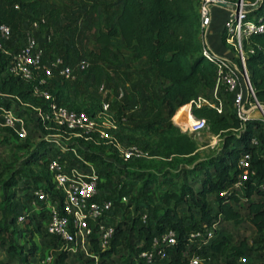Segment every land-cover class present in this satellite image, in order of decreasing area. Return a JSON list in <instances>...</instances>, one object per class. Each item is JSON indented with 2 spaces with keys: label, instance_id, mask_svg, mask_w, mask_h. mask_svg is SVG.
<instances>
[{
  "label": "trees",
  "instance_id": "obj_1",
  "mask_svg": "<svg viewBox=\"0 0 264 264\" xmlns=\"http://www.w3.org/2000/svg\"><path fill=\"white\" fill-rule=\"evenodd\" d=\"M197 1L120 0L121 7L116 23L106 30L99 29L97 35L100 48L95 56L100 61H108L112 51L111 39L113 36H119L125 47L132 50L138 57H145L155 69L157 77L166 81L161 89V102L166 109V117L168 118L176 114V109L189 105L188 102L196 99L197 96H201L203 89H210L215 86L216 66L202 53ZM256 12L263 15L264 19V0L258 4ZM249 39L255 50L246 56V67L255 98L264 106V30L252 33ZM0 61V68L8 61L7 56L4 57L2 52H0ZM93 67H95V79L98 81L101 72L100 63L96 62ZM82 71L84 72L86 69L83 68ZM54 82L50 91L55 95L59 104L77 110H85L91 115L100 110L101 101L94 96L86 94L79 103L71 102L67 80L59 78ZM21 83H23L22 87H20ZM1 87L5 92L18 95L23 101L31 103L36 101V98L31 95V84L25 83L10 73L8 77L3 79ZM249 100H253V97L249 96ZM9 103L10 101L7 102V104ZM123 111L121 106L113 114L117 127L112 131L116 137L140 143L146 149L154 147L166 149L169 154L186 157L187 161L193 163L192 167L184 168L186 172L190 173V176L197 171L200 174L192 182L184 183L180 190L174 186L158 190V195L155 198L160 200V204L155 205V211L162 209L160 217L155 219L154 226L143 223L138 225V229L145 233V239L150 237L152 231L159 233L167 228H174L177 231L176 243L165 246L167 255L152 263L136 260L134 256H130L124 264H185L194 251L202 254L200 250H197L196 244L188 239V233L191 229H197L203 225L212 226L219 219L240 223L242 221L240 205L243 204L241 197L245 199L247 212L255 228L258 231L264 230V189L259 185L264 182V118L247 117L242 120L235 109L229 113H224L223 111L218 112L216 108L207 104L193 105V115L204 117L213 133L223 135L217 155L199 159L196 154L197 143L195 139L188 132L180 131L173 122L168 121L164 124L165 117H158L150 122L135 123L129 128V132H124L121 130L122 127L124 128L122 123ZM33 122L35 125L30 129L28 127V136L38 130H40L41 136L45 133L55 132V128L51 124L46 127L41 122ZM5 128L10 130L8 127ZM252 137L257 139V144L251 142ZM53 146L52 140L41 139L31 152L28 161L39 160L42 155L49 153L50 150L54 152ZM245 152L251 155V163L256 170L258 179L257 183L254 184L248 180L241 189L231 188L229 194H221L220 191L229 186L236 178L239 172L236 165L237 159ZM87 154L98 164L96 159L104 162V168L113 162V160L105 158L101 152L91 151ZM41 177L45 182L42 185L49 186L46 168ZM194 181H197L198 185ZM17 182L18 179L12 175L6 184H8L7 186H14ZM172 184L174 185L173 181ZM124 185L125 183L120 187L119 193H124L122 192ZM150 187L151 181L146 178L137 199L145 196L148 201H154L155 198L153 199L152 194L148 191ZM34 190L30 193L32 197L36 196ZM241 190L242 194L240 195ZM13 193L11 192L9 196L12 197ZM211 196L216 201L215 212L211 211L208 201V197ZM178 209H181V213L178 212ZM195 209L197 213H194ZM184 214L191 218L190 222H186L183 218ZM43 216L44 212H42V218ZM24 221L26 225L32 221L30 212H24ZM9 222L14 223V217L10 218ZM199 223H201L200 226H198ZM30 229L31 233L41 232L43 236L46 235L39 222H35ZM4 231L5 223L0 218V242L2 244L8 242V251L17 250ZM133 232V226L129 229L125 218L118 221L108 248L100 250L96 244L93 245V249L99 254L96 264H105V260L117 250V247L125 239L133 236ZM217 233L218 231L215 229L217 238L215 239V236L210 241L208 244L209 251L204 254L205 256L213 255L225 245L226 236ZM36 249L37 245L33 242L26 255H34ZM21 252L20 248L18 253L21 254ZM255 252L256 248L251 246L245 237H242L230 247V251L225 255L224 263L238 264L237 261L241 257H245V259H249L248 264H264V254L262 252L255 254ZM68 255L66 251L58 252L55 255V263L65 264ZM114 260L111 257L107 264H113ZM5 263L7 262L0 260V264ZM87 263L95 264L94 257L88 256Z\"/></svg>",
  "mask_w": 264,
  "mask_h": 264
},
{
  "label": "rangeland",
  "instance_id": "obj_2",
  "mask_svg": "<svg viewBox=\"0 0 264 264\" xmlns=\"http://www.w3.org/2000/svg\"><path fill=\"white\" fill-rule=\"evenodd\" d=\"M16 3L19 5L18 7L15 6ZM120 7V0H0V20L6 21L11 26L12 40L7 42L10 49L23 44L30 36H35L44 46L46 57L59 55L65 62L73 66L74 76L66 79L71 102L79 103L86 94H89L101 102H108L110 114H114L122 106L124 128L122 127L121 130L124 132H129V128L135 123L150 122L158 117H165L164 124L171 121L177 125L180 131L188 132L195 139L196 154L199 159L217 155L222 142V134L213 133L208 125L197 132H190L189 129L184 130L180 120L184 107L176 109L175 115L166 117V109L161 102V89L166 81L157 77L155 69L145 57H138L132 50L125 47L119 36H113L111 39L112 51L108 61H100L95 56L100 48L97 41L99 29L106 30L116 23ZM215 7L218 8V12L213 13L210 31L217 35L220 50L227 53L218 55L232 58L236 52L231 45L224 42L221 33L227 19V9L224 6ZM206 41L208 42L207 34ZM4 57H6L5 54ZM82 60H84V69H86L84 72L82 71L83 67L79 65ZM96 62L100 63L101 70L98 81L95 79V67H93ZM8 76L7 63H5L0 68V82ZM22 86L23 83L20 84V87ZM244 88L246 93L245 82ZM216 94L221 98L224 113L235 109L224 84H219ZM201 96L216 101L214 87L203 89ZM14 100H10L11 107L17 110L23 106L29 119L31 108L22 104L18 107L19 103ZM187 107V114L194 116L189 109L190 106L187 105ZM248 113L249 117L264 118L260 107H252ZM33 125L35 123L29 119V129ZM41 139L40 130L20 139L0 124V218L5 223L4 233L17 249L8 251V242L4 244L0 242V260L6 261L5 264H41V259L47 253L53 252L54 255L58 253L53 251V248L59 244L56 239L50 241L41 232L31 233L30 231L35 222L41 224L43 220L42 212L39 209L40 201L37 196L32 197L30 193L45 184L41 176L45 172L47 157L53 155V150H50L39 160L28 161L31 152ZM86 144L89 147L87 152H101L105 158L113 160L110 166L104 168V162L96 159L105 175L110 176L112 183L118 185L117 187L125 183L122 192L126 193L127 200L115 205L113 220L117 224L118 221L125 218L128 228L131 229L133 226V236L125 239L104 262L107 264L112 257L115 259L113 264H124L128 257L135 254L136 240L145 238V233L138 229V225L143 223L154 226L155 219L159 218L162 213V209L155 211V205L160 204V200L155 198L158 195V190L170 186L180 190L184 183L192 182L200 174L197 171L191 177L184 168L192 167L193 163L187 161L186 157L169 154L166 149L154 147L149 149L148 154L142 158L125 161L108 146L96 147L87 142ZM55 148L53 146V149ZM12 175L18 179V182L14 186H7L6 181ZM146 178L151 181L148 191L152 194L151 197L155 198L154 201H148L145 196L137 199ZM194 183L198 185L197 181ZM11 192H14L12 197L9 196ZM241 200L243 202L240 205L242 221L236 223L232 220L219 219L215 223L217 234H224L226 242L220 250L210 255L209 259H205L204 264H225L224 258L230 251V247L242 237H245L248 243L256 248L255 254H261L264 246V230L258 231L255 228L247 212L244 197H241ZM208 201L211 211L215 212V198L208 197ZM26 211L32 214V221L28 225L25 224V221L23 222L24 219L21 222L18 220L19 214ZM178 212L181 213V209H178ZM142 213L147 214L145 218L142 217ZM194 213H197L196 209ZM12 217L15 219L14 223L9 222ZM183 218L186 222H190L191 218L188 215L184 214ZM200 225L201 223L198 224V226ZM33 242L37 245V249L34 255L28 256L26 254ZM194 244L203 255L209 251L206 243L200 244V241H194ZM20 248L21 254L18 253ZM87 258L88 256L69 254L65 259V264H88ZM237 263L248 264L249 259L245 261L239 259ZM48 264H56L55 258Z\"/></svg>",
  "mask_w": 264,
  "mask_h": 264
},
{
  "label": "built area",
  "instance_id": "obj_3",
  "mask_svg": "<svg viewBox=\"0 0 264 264\" xmlns=\"http://www.w3.org/2000/svg\"><path fill=\"white\" fill-rule=\"evenodd\" d=\"M260 2L261 0L197 1L202 53L215 64L217 69L214 86L216 101L197 96L189 102L190 111L193 105L207 104L222 112V101L216 94L220 83L225 85L235 111L242 120L249 117V109L245 105L244 82L247 88L246 99L249 100V96H252L253 100H249L251 106L260 107L255 106L260 103L255 98L246 67V56L255 50L249 37L252 33L264 30L263 15L256 12ZM15 6L19 5L16 3ZM214 6H224L227 9V19L221 33L224 42L231 45L236 52L232 58H225L212 52L204 37L205 29L212 21ZM11 33L10 24L0 20V52L8 58L7 70L25 83L31 84V95L36 101L24 102L18 95L3 91L0 82V124L8 127L18 138H26L29 119L25 108L19 107L22 104L31 108L30 120L41 122L46 127L51 124L55 128V132L45 133L42 136V139L52 140L56 147L53 155H50L46 162L50 184L40 185L34 190L40 201V212H44L42 229L50 241L56 239L59 242L53 251H66L76 256H91L94 257L96 264L99 254L93 249V245L96 244L100 250L110 246L116 226L113 209L118 202H125L127 195L119 193L121 186L114 185L110 176H106L99 164L89 157L86 152L89 149L86 142L96 147L108 146L125 161L142 158L148 154L149 149L140 143L116 137L112 130L117 125L113 114L109 112L108 102L102 101L100 110L94 115L85 110L59 104L50 87L56 79L72 78L73 66L59 55L46 57L44 46L35 36H30L23 44L10 49L7 42L11 39ZM83 63L84 60L79 65L84 68ZM11 99L19 103L17 110L13 109L10 103L7 104ZM262 111L264 113V110ZM195 118L194 122L186 124L184 130L197 132L207 127L204 117L195 116ZM251 142L257 144L258 141L252 137ZM236 165L239 168L236 178L220 191L221 194H229L231 188L241 189L248 180L257 183L256 170L252 166L250 153L241 154ZM259 185L264 189V182ZM146 215L142 213L143 218ZM23 219L24 213L19 214L18 220L21 222ZM214 225H203L191 230L188 233L189 241L209 244L215 235ZM176 241L177 231L174 228H167L159 233L152 231L148 239L136 240V252L133 256L136 260L152 263L164 258L167 255L165 246ZM261 252L264 254V246ZM209 257L210 255L205 256L194 251L185 264H204V260ZM54 258L53 252L47 253L41 259V264H48ZM240 259L246 260L245 257Z\"/></svg>",
  "mask_w": 264,
  "mask_h": 264
},
{
  "label": "crops",
  "instance_id": "obj_4",
  "mask_svg": "<svg viewBox=\"0 0 264 264\" xmlns=\"http://www.w3.org/2000/svg\"><path fill=\"white\" fill-rule=\"evenodd\" d=\"M214 12H218V8H216L215 6L212 8V21H213V13ZM212 21L210 22L208 27L205 29L204 37L206 38V34H207V38H208V42L207 43H208V45H209V47H210L212 52H214L216 54H227L226 51L220 50V45H219V43L217 41V35H215L214 32L210 31V27L212 26ZM11 40L12 39H10L9 41H11ZM243 91H245L244 86H243ZM244 95H245V105L248 107V109L252 108L251 101L246 99L247 92ZM250 112H252V111H250Z\"/></svg>",
  "mask_w": 264,
  "mask_h": 264
},
{
  "label": "bare ground",
  "instance_id": "obj_5",
  "mask_svg": "<svg viewBox=\"0 0 264 264\" xmlns=\"http://www.w3.org/2000/svg\"><path fill=\"white\" fill-rule=\"evenodd\" d=\"M188 104L190 106V103H188ZM187 108H188L187 106L183 108V113L181 114V117H180L181 124L183 125V128L186 126L187 123L194 122L196 119L194 116L187 114Z\"/></svg>",
  "mask_w": 264,
  "mask_h": 264
},
{
  "label": "water",
  "instance_id": "obj_6",
  "mask_svg": "<svg viewBox=\"0 0 264 264\" xmlns=\"http://www.w3.org/2000/svg\"><path fill=\"white\" fill-rule=\"evenodd\" d=\"M255 106H260L262 108V110H264V107L261 104H259V105L255 104Z\"/></svg>",
  "mask_w": 264,
  "mask_h": 264
}]
</instances>
